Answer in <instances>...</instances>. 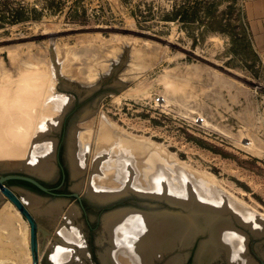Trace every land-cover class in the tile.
I'll use <instances>...</instances> for the list:
<instances>
[{"label": "rangeland", "instance_id": "rangeland-1", "mask_svg": "<svg viewBox=\"0 0 264 264\" xmlns=\"http://www.w3.org/2000/svg\"><path fill=\"white\" fill-rule=\"evenodd\" d=\"M244 2L0 0L3 101L16 104L19 73L51 68L67 105L84 101L74 113L77 132L90 126L95 135L101 121H110L123 137L147 139L149 151L205 177L216 198L235 202L264 227V52L251 42ZM129 91L134 96H124ZM90 139L84 184L92 172ZM147 197L137 203H163ZM41 240L38 264H54L46 257L55 241ZM222 258L214 262L226 264Z\"/></svg>", "mask_w": 264, "mask_h": 264}, {"label": "bare ground", "instance_id": "bare-ground-1", "mask_svg": "<svg viewBox=\"0 0 264 264\" xmlns=\"http://www.w3.org/2000/svg\"><path fill=\"white\" fill-rule=\"evenodd\" d=\"M70 58L72 55L67 59ZM41 68L37 70L35 67V73L31 71L33 73L31 75L24 74L25 71L23 74L19 73L22 76L18 77L20 79L19 84L17 83L18 90L13 96L15 97L14 103L19 106L11 105L8 98H4L5 101H3L2 91H0V165L6 164L11 169L16 167L40 175H48L53 171L49 159L52 143L46 137L44 140L41 139V136L50 133L48 131L54 127H58L62 116L59 113L68 106L70 97L55 92L54 72H50L51 68L47 69L44 66L43 69L48 70L44 73ZM167 88L169 89L168 86ZM130 95H133V91L124 94V96ZM109 122L101 121L97 130L94 131L95 135H91L88 130L90 126L86 130L82 127L83 131L73 133L72 140H70L71 175L77 179L79 175H83L87 162L91 158H87L90 152L89 149L87 152V148L91 143V136H94V141L92 140L94 145L91 146L94 155L92 162H89L91 169L88 168L92 172L85 184L88 196L94 200L106 202L133 192L167 199L177 203L184 211L161 210L141 213L121 209L105 215L102 219V234L99 241H107L108 246L105 245L104 251L98 252L103 264H152L153 260L166 254L169 258L165 259V264H181L184 258L183 253L172 255L174 249L189 246L198 234L204 232H207L209 237L200 243L199 249L197 247L198 254L195 258L198 264H211L219 257H223L222 259H225L228 264H252L243 255L242 236L226 222L218 221V213L214 211L230 210L240 221L249 222L245 212L235 202L216 198L213 195L215 194L214 184L207 181L205 177L197 176L195 175L197 172L194 174L189 170L184 172L181 170L184 168L180 165L181 163L179 165L174 162L169 163L162 154L149 151L151 143L147 139L133 135V137H123L122 132L112 124L113 122ZM145 153H147L146 158L141 159ZM77 183L74 185L78 186ZM189 183L192 185L190 186ZM196 196L199 201L194 199ZM23 200L37 213L44 211L46 214H51L57 204V202L51 203L52 205L43 209L40 204L41 199L37 201L25 195ZM207 205L211 206L212 211L207 209ZM45 218L48 225L52 226L53 223L56 225L55 218L53 221L51 217ZM72 224L69 222L68 228L63 225L57 227L60 236L58 240L61 241L62 246L55 242L48 245L50 253L46 258L54 264H67L68 262L70 264L74 257L73 248L84 242L81 235L79 236L80 228L77 229ZM251 224L252 229L256 231L264 230V227L256 222H251ZM28 241V227L21 214L15 206L5 201L0 207V264H26L27 258H30L26 256L28 254L26 251L29 250H25ZM40 249L39 246V252ZM38 255L40 257V254ZM23 258H26L25 263H21Z\"/></svg>", "mask_w": 264, "mask_h": 264}, {"label": "flooded vegetation", "instance_id": "flooded-vegetation-1", "mask_svg": "<svg viewBox=\"0 0 264 264\" xmlns=\"http://www.w3.org/2000/svg\"><path fill=\"white\" fill-rule=\"evenodd\" d=\"M83 102L84 101H81L79 99H74V101H71L69 106H67L62 112L61 114L62 116L60 117V122L58 124V127L57 128L54 127L53 129H51L49 131L50 133H47L45 136L46 138L51 140V143H52V149L49 155V159L51 161L50 162L51 170H53L52 172H50L48 175H40L38 173L25 170L22 168H19L20 170L13 169V168L11 169V167H7L8 165L6 166L5 164V165H0V179L10 177V176L26 177V178L33 179L45 189V191L41 190L37 186H35L34 184L26 180L12 179V178L3 180V185L16 196V198L21 202V204L29 212L31 217H33L35 224H36V228H37L38 244H39V235L42 237V243L45 241L44 239L47 238V236L49 238V237H52L53 235L52 238L54 239L55 244L61 245L60 243L61 241L58 240L60 236H59L57 227H60L63 225L66 228H68L69 222H70V223H73L72 225L77 227V229L80 228L79 231L81 233L79 234V236L81 235L80 237L85 242V243L82 242L81 245L75 246V248H73V253H72L74 256L73 259H76V260L73 261L72 259L71 263L73 262V264L74 263L75 264H103L101 260L99 259L100 258L99 253L101 251H104L103 249H105V245L108 246V242L107 241L101 242L99 240L102 234L101 233L102 219L104 218L105 215L111 212H114V211H120L121 209H124V211L134 210V211L141 212V213L142 212L148 213V211L157 212L161 210H168V211H175V210H172V208H170V206H168L165 203L158 204V206H155V205L149 206V204L147 203L146 204L137 203V200H142V199L134 195L133 196L127 195L125 197L118 196L117 198L111 199L106 202H100L88 196L86 192L87 188L83 186L84 184L83 175H79L80 178L82 177L81 180L79 176L77 177V179L73 177V175H71L72 170H71V165L69 162V143L71 142L70 140H72L73 132L76 131V129L73 127L74 122H75L74 113L77 110L78 106H80V104ZM5 167L9 169H6ZM82 174H84V172ZM75 183H77L78 186H75L76 185ZM82 192H85V193H82ZM25 195L27 197L29 196L33 197L37 201H40L41 199L40 202L42 203L40 204L43 209L48 208L49 205H52L53 203L55 204L56 202L59 205L55 204V209L52 211L51 214H46L43 211L44 213L43 215L42 212L37 213L28 206V204L23 200V196L25 197ZM5 201H8V199L2 194L0 190V207L5 203ZM72 210L76 211V213ZM67 216H68V219H67ZM45 217L53 218L51 219L52 221L55 218L54 222H57L56 225L55 223H53L52 226H48L47 221H46L47 219ZM53 226H55L56 228L53 231V233H51V229H52L51 227ZM41 230H42V233H41ZM43 232L44 233L47 232L48 234L45 233L44 235ZM43 236H45V238ZM56 238H57V241H56ZM198 243H199V239L195 238L193 242L185 248L179 249L176 247L172 255H174V253L175 255L177 253H180V254L183 253L182 255L184 256V258L181 264H198L197 258H195L197 257V254H198V249H197V247L199 248ZM79 252L82 254H80ZM167 257L169 258L168 254L162 255L161 257H158L157 259L153 260V263L154 264H165ZM212 263L219 264L217 262H212Z\"/></svg>", "mask_w": 264, "mask_h": 264}, {"label": "water", "instance_id": "water-1", "mask_svg": "<svg viewBox=\"0 0 264 264\" xmlns=\"http://www.w3.org/2000/svg\"><path fill=\"white\" fill-rule=\"evenodd\" d=\"M94 90H92L90 93H93ZM88 96V95H86ZM85 96V97H86ZM87 116V115H86ZM21 179L26 180L35 186H37L39 189L44 190L45 189L40 186L36 181L30 178L21 177V176H10L6 178L0 179V190L2 194L8 199L13 206L19 211L21 216L25 218V220L28 223L29 226V245H30V251H31V264H38L39 260V244L37 240V228L35 221L33 217L29 214V212L25 209V207L21 204V202L16 198V196L3 185V180L5 179ZM127 195H134L142 200H149L146 195L143 194H136L133 192H129L127 194H124L120 197H125ZM113 201V200H112ZM163 203L167 204L172 208V210L183 212L184 209L181 208L177 203L168 201L167 199H163ZM146 204V203H143ZM207 209L212 211L210 208L211 206L207 205ZM175 208V209H174ZM177 208V209H176ZM218 213L217 220L226 222L229 227H232L235 229L240 235H243L244 243H243V255L248 258V260L252 264H264V230L256 231L252 229L251 222H243L240 221L239 218L232 213L230 210H214ZM209 237V234L207 232L198 234L196 238L199 239V245L201 242L207 240ZM199 249V248H198ZM225 260V259H223ZM224 264V263H222ZM226 264H228L226 262ZM233 264V263H232Z\"/></svg>", "mask_w": 264, "mask_h": 264}, {"label": "crops", "instance_id": "crops-1", "mask_svg": "<svg viewBox=\"0 0 264 264\" xmlns=\"http://www.w3.org/2000/svg\"><path fill=\"white\" fill-rule=\"evenodd\" d=\"M243 15L254 48L264 52V0H245Z\"/></svg>", "mask_w": 264, "mask_h": 264}]
</instances>
